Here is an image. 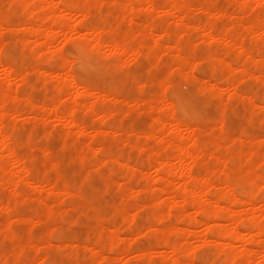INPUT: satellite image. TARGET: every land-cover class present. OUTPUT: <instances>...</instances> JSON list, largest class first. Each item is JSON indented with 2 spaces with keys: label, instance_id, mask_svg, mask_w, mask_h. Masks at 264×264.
Listing matches in <instances>:
<instances>
[{
  "label": "rangeland",
  "instance_id": "374dc122",
  "mask_svg": "<svg viewBox=\"0 0 264 264\" xmlns=\"http://www.w3.org/2000/svg\"><path fill=\"white\" fill-rule=\"evenodd\" d=\"M192 1H202L201 4H204V6H206V2H210L215 7L224 8L228 13L238 7L234 0ZM22 2L20 0H15L14 2L11 0H0V33H3V35H0V53L4 63L14 66L12 68H14L15 73H11V76L6 77L4 66H0V90H9L11 93H17L18 97L22 96L20 99L7 98L6 102L11 99V101L6 103V106L8 104L6 107L7 113L4 111L5 116L2 114V118H0L3 121V131L9 137V144L14 148H18L14 150L16 156L18 154V157H20H16L18 159L14 157L16 160L12 159L10 160L11 162L8 161L10 162L8 166L6 164L5 168L0 167V171L2 172L3 169L7 170V167V171L9 169L11 172L15 169L19 170L17 166L21 164L20 158L24 159L26 165L29 164L28 168L31 167L32 170L29 169L28 172H24L25 175L27 173V177L21 175L24 179L22 178L19 182L20 188L18 186V194L15 193L13 187L10 185V175L12 176L10 172L6 176V178L9 176L10 181L7 182L9 184L3 183L6 182L5 176L0 178L1 185L4 184L0 186V199L3 202L5 199L4 203H1L0 200L1 205L3 204V207L0 206V264H186L190 257L193 258L190 259L194 261V264H223L224 254L219 251L221 249L213 244H204V239L201 236L203 234L201 233L205 231L206 225H194L191 223L206 217V215L202 214V212L200 213V210L197 209H200L203 204H209L207 201L204 203L199 197H196L197 200L194 199L195 197L191 200L192 197H190L187 202L179 204L180 206L182 205V208L177 204L169 211L167 195L171 191L173 193L180 192L181 180L184 181L186 176L181 175V177L178 175L179 172L175 173L174 167L170 168L166 166L168 174L167 172L165 173V178L159 177L154 170V165L160 163L158 161L159 158L162 161L166 157V155L161 156L165 154L164 151L168 154L176 151L175 147L172 146L174 143H169L166 133L167 129H163V134L166 133L163 136L167 139L161 137L162 135L159 138L157 136L148 138L144 134L145 132L148 133L153 124H156L153 121L155 113H160L163 117H167V119H171L174 116L175 118L173 117V119L185 120L191 127L198 129L199 138L201 139L199 140L203 144H201L203 153L204 151L206 152L204 153L205 155L208 152L210 154L213 153V155L207 154V157H201L193 169L195 176H203V174L210 173L213 169L209 176L208 173L206 175L219 187L224 186L225 182H227V173L232 172L238 176L242 168L244 170L249 168L256 174L258 173L260 177H264V64L261 67L263 70L256 69L254 60L260 59L262 54L260 52L259 54L254 49L253 58L254 55L259 58L249 59L246 66L250 68L246 67L245 71L242 70L240 65L244 59L237 53V49L232 48L228 50L225 48L226 46H222L224 41L212 43L208 41V38L206 39V37L201 35L200 28L197 29L199 24L202 27L204 23V21H200L204 15L201 9L204 7L201 5L200 9L203 13L198 10L199 5H195L198 9L193 7L187 13L190 15L191 26L194 24L195 26L191 29L192 35L180 38L181 49L179 52L174 48L165 47L176 41L173 40L175 39L174 37L170 38L171 41L167 45L157 48L155 50L156 52L158 50L157 53L151 50L149 52L147 45H153V39L158 37V33L163 32L166 28H169L168 32H179L181 27L172 23L174 22V17L164 16L159 9L153 11V13H149L147 6L141 2V5H143L140 6V10L132 16H127V12L124 11L125 9L116 5L103 7L102 11H92L86 18V23L88 22V24L96 22L94 25L103 29L104 36L107 40H110L116 38L113 35L118 32L119 36H116L120 39L122 33L128 29H132L139 34L143 31L146 24V21H144L145 15L147 14L146 16L149 17L150 14H153V16L151 15L153 17L151 24L154 34L144 36L141 41L134 40V46H132L136 48L137 45L140 48L137 47L139 49L137 50L138 53L136 55L135 53L124 55L123 61L126 65L117 67L115 66V56L111 52H107L108 55L105 53L109 50L102 52L105 58H103L104 55L101 53L103 56H98L92 60L88 59V53L84 52L87 50L82 45L80 46L77 41V37L80 35L79 30L80 32L82 30V33L88 31V29L80 27L78 24L81 15L77 11L71 14L70 25L72 28L65 30L63 33L59 31L60 28H54L52 31V34L56 33L52 39L54 43L39 45L36 43L34 45V40L30 39L27 33V22L32 20L30 22H34V26L37 24L35 27L39 26L41 30H45L43 28L50 26L52 18L38 19L40 16L43 17L40 8L35 9L36 11L33 10L36 15L34 13L33 15L32 12L27 14V11L30 12V9L26 8ZM38 2L40 1L38 0ZM256 4L252 2V7H248L247 9L238 8L234 13L235 15L240 14L236 16L243 15V17H253L256 13H260L264 17V8ZM8 5H12V7L9 8ZM26 9L27 11H25ZM123 16L125 17L122 18ZM164 17L165 19H163ZM223 17L214 21L212 25L213 30L216 32H221L223 29L231 31L232 28L236 30V25V28L241 30V27L238 28L239 21H230L231 18L227 16ZM165 20L168 24L164 22ZM108 22L112 25L110 26ZM260 25L261 28L264 27V23ZM130 26L134 29L130 28ZM74 27L75 30L73 29ZM46 31H50V29L46 28ZM64 34L66 36L71 35L72 37L69 39L64 38ZM27 37L29 40H27ZM21 42L24 43L22 44ZM56 43L58 44L56 45ZM60 44L62 45L60 46ZM259 44V48H263L264 45L261 46ZM141 49H144V51L142 52ZM184 49L186 50L185 52ZM81 51L83 52L81 53ZM85 53H87V56H84ZM208 53L210 55L212 53L213 60H204L203 55ZM180 56H184V59L180 58ZM66 57L69 58L67 59ZM214 59L218 60H215L217 64L215 68L213 66ZM223 60L226 61L224 62ZM123 61H121L122 64ZM58 63L61 64L59 65ZM23 69L27 71L25 75L23 74ZM47 70H50V73ZM64 70L67 71L68 75ZM226 70L231 71H228V74ZM260 71H262V74H260ZM44 72L45 74L43 75L42 73ZM20 73L22 74L20 75ZM23 75L24 79L22 80L21 77ZM61 77L63 78L60 82ZM68 77L69 79L72 77L77 82V85H88L87 87L92 88L89 91L95 90V92H91L92 97H89L90 100L92 99L90 105H88L91 109L86 108V105L84 106L81 103L72 104L74 102V100L73 102L71 101L73 99L72 94H68V89L71 86L69 87V82L66 83ZM56 78L57 80L60 78L59 82ZM207 78L209 81H207ZM229 78L232 79L229 81ZM234 79L236 82H234ZM164 80H167V85ZM56 81L61 85L63 82L62 88L59 90L56 89L58 84ZM161 81H163L164 85ZM232 85L235 87V90L231 87ZM71 88L72 90L74 89V87ZM78 88L82 90L81 85ZM217 88H221V91ZM72 90V93L77 90L80 91L79 89L73 90L74 92ZM101 91L105 92L104 96ZM235 91H237V94H234ZM70 98L72 99L70 100ZM135 100H137L136 103ZM147 100L153 101L156 104L154 106L157 107L154 109L149 108V105L146 104ZM167 100H170L169 102L175 105L174 111H170L171 115L168 113L169 110H172L170 109L171 107L167 108L165 106V103H169ZM55 102L59 103L56 104ZM54 103L58 110L64 109L65 111L62 110L63 112H67V110H70L69 107H72L73 110L68 112L72 111L74 120H77V122L71 121L66 116L58 118L54 113L51 114L50 108L53 107ZM74 105L77 108H74ZM259 105L263 107L260 108ZM9 106L11 107L9 108ZM158 107L159 111L157 110ZM103 108L106 113L110 114L106 118H103V120L100 116H96L95 119V115L105 112ZM94 113L96 114L94 115ZM3 118L4 120H2ZM95 120L98 121L93 123ZM99 120L101 121L100 123ZM70 121L71 124L69 123ZM82 121H84V127L83 125L79 126V124H82ZM151 121L154 123L152 124ZM91 124L96 126L95 130H92L94 126ZM158 125L159 123L157 122L153 126H156L158 129ZM103 127H105V130L108 129L112 134L114 132L115 135H110L107 131L101 132L104 130ZM96 128L101 129V131H97ZM111 129H113V132ZM161 138H164V140ZM216 142L218 145H216ZM0 150L4 151L2 146H0ZM250 152H253V154H250ZM215 154L222 157L225 161L224 164L222 163L223 166L218 165L215 159L217 155ZM246 154H249L248 157ZM117 159L121 162L117 161ZM172 160L176 162V159L172 158ZM101 161L103 162L101 163ZM235 161L237 163H234ZM217 166L223 167L224 170L216 175L213 171ZM181 167L179 169L187 174V164L182 162ZM229 167L234 168V170L232 171V168L230 169ZM243 169L241 173L244 171ZM6 170L4 171L6 172ZM1 172L0 175L3 176L5 173ZM212 174L216 176H212ZM224 176L225 178H223ZM236 176L235 179L237 178ZM220 178L224 182H221ZM1 179H5V181ZM46 179L50 180L49 182L52 181L51 184L54 188L56 184L58 187L65 184L71 193L63 194L64 197L63 195H58L56 188L51 189L50 183V185H44V187L40 186V184H34L36 180L42 181L41 184H46L48 183L45 182ZM236 184L234 182L231 184L232 193L242 198V193L247 190V187L242 186L241 188V185ZM243 187L246 189L244 190ZM158 200H160V204L157 203ZM6 205H10L11 209L8 206L6 207ZM261 205L263 204H256V208L263 210L264 207H261ZM230 207L236 210L239 209V212L242 210V214L249 213L251 209L257 211V209H253L252 206L246 203L235 204L234 199L230 201ZM190 215L194 217H192V220ZM263 217L261 216L260 219L264 223ZM125 219L128 224L125 223ZM100 222L105 226L101 225ZM5 223H8L7 225L9 226L6 228L7 230H4L1 226ZM172 224L183 229V231L168 236L166 234V226ZM153 226L154 228H152ZM239 228L242 229V231L240 230L241 232H244L243 226L240 225ZM112 230H116L117 232L114 231L116 232L114 233ZM186 230H189L188 233H186ZM94 233H97L98 238L94 237ZM117 234L119 237H117ZM110 236L112 240H110ZM165 238L169 239L171 243H175V246L180 244L177 247L179 251L181 250V253L179 251L173 253L170 249L166 248L163 245L166 240ZM262 239H264V234L262 235ZM243 242L238 241L235 243L237 248L234 247L232 250H241L244 245L252 247L248 242ZM21 245H25L23 250H19ZM188 248L194 251H192L193 254ZM186 249L188 252H186ZM263 250L261 249L262 252ZM234 251H231V254L228 253L227 255L232 256V253H235ZM176 254L177 258L174 259ZM261 254V252L259 254H252V256L257 258L253 257L257 261L253 264H263V262L260 263L261 259H263ZM239 258L241 259V256ZM246 258L247 256L245 258L243 256V260Z\"/></svg>",
  "mask_w": 264,
  "mask_h": 264
},
{
  "label": "bare ground",
  "instance_id": "6f19581e",
  "mask_svg": "<svg viewBox=\"0 0 264 264\" xmlns=\"http://www.w3.org/2000/svg\"><path fill=\"white\" fill-rule=\"evenodd\" d=\"M10 1V0H9ZM11 1H15V0H11ZM21 2L23 1V0H20ZM40 2H38V0H25L24 2H22L25 6H26V8H28V9H30V12H28L27 11V9L25 10V11H27V14L28 13H31L32 12V14L34 13L33 12V10L34 11H36L37 9H41L42 10V13H43V17H38V19H45L46 17H51L52 18V23H50L49 25L50 26H46V28L48 29H50V31H46V28H43V29H45V30H41L40 29V27L38 28V27H35L34 26V22H30V21H32V20H30L29 22H27V24H28V27H27V33H28V36H29V38L30 39H32V40H34V42H35V44L34 45H36V43H38V45L39 44H50L51 42H53L52 41V39H53V37L55 36V34H52V31L54 30V28L55 27H58V28H60L59 29V31H62V33L65 31V30H68L69 28H72L71 27V25H70V20H71V14L73 13V12H75V11H77V12H79L80 13V15H81V17H80V19L78 20L79 22H78V24L80 25V27H85L86 29H88V31L85 33H82V30H81V32H80V30H79V33H80V35L77 37V41H78V44L81 46L82 45V47L83 48H85L87 51H84V52H87L88 53V55H89V60H92L93 58H96V57H98V56H101L103 53L102 52H104V51H106V50H109V51H106L105 53L108 55V53H112V55H114L115 56V58H116V62H115V66H122V65H124L125 63H124V61H123V56L124 55H129L130 53H135V55H136V53H138V51L137 50H139L140 48L136 45V48L135 47H133L134 46V40H142V38H144V36H146V35H150V34H154V30H153V26H152V24H151V21H153L152 19H153V14H150V16H151V18H149L148 16H146L145 15V20L144 21H146V24H145V26H144V28H143V31H141L139 34L138 33H136L134 30H132V29H126L127 31L126 32H123L122 33V36H121V38L120 39H118L117 37L119 36L118 34H119V32L117 33V34H115V35H113V36H115L116 38H113V39H106V37L104 36L105 35V33H104V30L103 29H100V27H98L97 25H94V24H88V22L86 23V18L88 17V15H90V13H92V11H102V9H103V7H110V6H116V5H119L120 7H123L125 10V12H127L126 13V15L128 16H132L133 14H135V12H138V10H140V6H142L141 5V2L142 3H144L146 6H147V11H149V13L150 12H152L153 13V11H155V10H157V9H159L160 11H162V13H163V15L164 16H166V17H174L173 18V20H174V22H172V23H175L176 24V26H180L181 28V30L178 32V31H174V33H172L171 31L170 32H168V29L166 28V30H163V32L161 31V33H158V37H156V38H154L153 39V41H154V43H153V45L152 44H149V45H147V47L149 48L148 49V51L150 52V50L153 52H156L155 50L157 49V48H160V46L162 47L163 45H167L168 43H169V41H171L170 40V38H172V37H174L175 39H173V40H176L175 42H173V43H171V44H173V45H167V46H165V47H168V48H174L177 52H179L180 51V49H181V42L179 41L180 40V38L181 37H188V36H190V35H192L191 34V29L192 28H194L193 26H195V24L194 25H192L191 26V24H190V18H189V16L190 15H188L187 13H189V9H191V8H193V7H195V5H199L198 6V8H196V9H198V10H200V12H204V15H203V18H202V20H200V21H204V23H203V25H202V27H201V25L199 24V23H197V24H199V26L197 27V24H196V27H197V29L198 28H200V33H201V35L203 36V37H206V39L208 38V41H210V42H212V43H214V42H220V41H224V45L222 44V46H226L225 48H227L228 50L229 49H232V48H235V50L237 49V53L240 55V56H242L241 58L242 59H244V60H242L241 58V60H242V63H241V65H240V67H241V69L242 70H244L245 71V69H246V67H248V66H246V63L247 62H249L248 60L249 59H254L255 57H258V56H255L254 55V58H253V51H257L258 53L260 52L262 55H261V58L260 59H254L255 60V68L257 69V68H259V70L260 69H262L263 70V68H261L262 66H263V64H264V27L263 28H261L260 26V24H262V23H264V17L263 16H261L260 15V13H256L253 17H251V16H244L243 17V15H241V16H236V15H240V14H236L235 15V13H234V11L236 10V9H238V8H240V9H247L248 7H252L253 5H255V4H253L252 5V2H255V3H257L256 5H258V6H260V7H263L264 8V0H234L235 2H236V5L238 6L235 10H233V11H231V12H227L226 10H224V8L222 9V8H219V7H215V6H213L212 5V3H210V2H206V6H204V4H201L202 3V1H192V0H39ZM44 2V3H42V2ZM205 2V1H204ZM217 3H219V2H217ZM223 4V3H222ZM203 6L204 8H201V6ZM219 6V5H218ZM24 7V6H23ZM36 7H38V8H36ZM202 9V11H201V9ZM36 9V10H35ZM204 9V10H203ZM188 11V12H187ZM243 11V10H242ZM15 12V11H14ZM38 12V11H37ZM202 12V13H203ZM78 13V14H79ZM148 13V12H147ZM35 15H36V13H34ZM33 14V15H34ZM120 14V13H119ZM38 15V14H37ZM117 15V14H116ZM2 16V15H1ZM118 16V15H117ZM192 16V15H191ZM223 16H227V17H229V18H231V20L230 21H239L238 23H240L239 24V26H238V28L239 27H241V30H239V29H237L236 27H237V25H236V27H235V29L236 30H234L233 28V30L231 29V31L230 30H228V29H223L221 32H216L215 30H213V24H214V21H217L219 18H222ZM36 17V16H35ZM125 16H123L122 18H124ZM31 18V17H30ZM201 18V17H200ZM224 18V17H223ZM163 19H165V17L163 18ZM49 20V19H48ZM7 21V20H6ZM42 21V20H41ZM103 21V20H102ZM110 21V20H109ZM115 21V20H114ZM119 21V20H118ZM121 21V20H120ZM10 22V21H9ZM14 22V21H13ZM164 22H166L167 24H168V22L165 20ZM195 22V21H194ZM228 22V21H227ZM109 23V22H108ZM111 23H112V20H111ZM201 23V22H200ZM26 24V25H27ZM40 24H42V23H40ZM110 24V23H109ZM108 24V25H109ZM202 24V23H201ZM219 24V23H218ZM237 24V23H236ZM241 24H245V25H241ZM44 25V24H43ZM112 24H110V26H111ZM157 25V24H156ZM173 25V24H172ZM220 25V24H219ZM241 25V26H240ZM159 26V25H158ZM161 26V25H160ZM175 26V25H174ZM218 26V25H217ZM245 26V27H244ZM3 27V26H2ZM225 27V26H224ZM223 27V28H224ZM242 27H244V29H242ZM25 28V27H24ZM129 28V27H128ZM130 28H133L132 26H130ZM163 28H164V26H163ZM162 28V29H163ZM218 28V27H217ZM217 28H215V29H217ZM74 30H75V27L73 28ZM107 29V28H106ZM134 29V28H133ZM177 29V28H176ZM179 29V28H178ZM74 30H72V31H74ZM171 30V29H170ZM219 30H221V28H219ZM218 31V30H217ZM58 32V31H57ZM67 32V31H66ZM115 32V31H114ZM157 32V31H156ZM160 32V31H159ZM54 33V32H53ZM70 33H72V32H70ZM109 33H111V32H109ZM59 34V33H58ZM57 34V35H58ZM76 34V33H75ZM54 35V36H53ZM62 35V34H61ZM74 35V34H73ZM76 35H78V34H76ZM116 35H118V36H116ZM121 35V34H120ZM60 36V35H59ZM64 38H67V39H69V38H71L72 36L70 35V36H66L65 34H64ZM74 37V36H73ZM28 38V37H27ZM29 38L27 39V40H29ZM56 38V37H55ZM59 39V38H58ZM60 39H61V37H60ZM146 39V38H145ZM187 39V38H186ZM41 40V41H40ZM64 40V39H63ZM201 40H203V39H201ZM23 41V40H22ZM26 41V40H25ZM60 41V40H59ZM66 41V40H65ZM182 41V40H181ZM27 42V41H26ZM62 42V41H61ZM209 42V43H210ZM22 44L24 43V42H21ZM54 43V42H53ZM138 43H139V41H138ZM140 43H142V42H140ZM208 43V42H207ZM221 43V42H220ZM261 44V46H263V48L261 47V49L259 48V46H258V44ZM58 43H56V45H57ZM137 44V43H136ZM219 44V43H218ZM259 44V45H260ZM1 45V44H0ZM37 45V46H38ZM52 45V44H51ZM62 44H60V46H61ZM133 45V46H132ZM22 46V45H21ZM50 46V45H49ZM53 46V45H52ZM55 46V45H54ZM193 46V45H192ZM36 47V46H35ZM137 47L139 48V49H137ZM183 47V46H182ZM26 48V47H25ZM141 48H143V47H141ZM224 48V49H225ZM50 49V48H49ZM53 49H54V47H53ZM52 49V50H53ZM56 49V48H55ZM145 49V48H144ZM144 49H141L142 50V52L144 51ZM255 49V50H254ZM48 50V49H47ZM51 50V51H52ZM57 50V49H56ZM140 50V51H141ZM234 50V51H235ZM261 50H263V51H261ZM50 51V50H49ZM83 51H81V53L83 52ZM182 51V50H181ZM186 50L184 49V52H185ZM225 51V50H224ZM227 51V50H226ZM53 52H54V50H53ZM108 52V53H107ZM157 52H158V50H157ZM156 52V53H157ZM231 52V51H230ZM49 53V52H48ZM87 53H85L84 54V56L87 54ZM102 53V54H101ZM259 53V54H260ZM81 55V54H80ZM104 55V54H103ZM102 55V56H103ZM138 55V54H137ZM143 55V54H142ZM179 55H181L180 53H179ZM62 56V55H61ZM87 56V55H86ZM192 56V55H191ZM195 56V55H194ZM198 56V55H197ZM215 56H216V54H215ZM46 57V56H45ZM137 57V56H136ZM184 57V56H183ZM183 57H181L180 56V58H183ZM218 57V56H217ZM67 58V57H66ZM69 58V57H68ZM67 58V59H68ZM103 58H105V55L103 56ZM197 58V57H196ZM203 58H204V60H213V57H212V53H211V55L208 53V54H205V55H203ZM214 58H216V57H214ZM231 58V57H230ZM259 58V57H258ZM86 59H87V57H86ZM135 59V58H134ZM184 59V58H183ZM200 59V58H199ZM218 59V58H217ZM217 59H214V62H213V66H214V68L215 67H217V64L215 63L216 61L215 60H217ZM222 59H224V58H222ZM226 59V58H225ZM64 60V59H63ZM62 60V61H63ZM82 60V59H81ZM185 60H186V58H185ZM189 60V59H188ZM228 60V59H227ZM236 60V59H235ZM60 62H61V60H59ZM58 61V62H59ZM72 61V60H71ZM71 61H70V63H71ZM111 61V60H110ZM121 61H123V64H122V62ZM184 61V60H183ZM192 61H194V60H192ZM218 61V60H217ZM224 62L226 61V60H223ZM240 61V60H239ZM17 62V61H16ZM32 62H34V61H32ZM64 62H66V61H64ZM112 62V61H111ZM191 62V61H190ZM198 62V61H197ZM228 62V61H227ZM62 63V62H61ZM60 63V64H61ZM107 63V62H106ZM191 63H193V62H191ZM229 63V62H228ZM227 63V64H228ZM59 64V63H58ZM59 64V65H60ZM222 64V63H221ZM238 64V63H237ZM32 65V64H31ZM58 65V66H59ZM70 64H69V62H68V66H69ZM126 65V64H125ZM229 65V64H228ZM248 65V64H247ZM0 66H4V69H5V75H6V77H9V76H11L10 74L11 73H14V68H12V66L10 65V64H8V63H4V61H3V59H2V57H1V53H0ZM66 66H67V64H66ZM65 65H64V67H66ZM113 66H114V64H113ZM218 66H220V65H218ZM223 66V65H222ZM14 67V66H13ZM38 67V66H37ZM233 67V66H232ZM239 67V66H238ZM69 68V67H68ZM67 68V69H68ZM110 68V67H109ZM222 68V67H221ZM248 68H250V67H248ZM62 69H64V68H62ZM66 69V70H67ZM230 69V68H229ZM17 70V69H16ZM15 70V72H17ZM24 70V69H23ZM40 70H42V69H40ZM39 70V71H40ZM52 70V69H51ZM232 70V69H231ZM231 70H226V72L228 73V71H231ZM233 70H235V68H233ZM38 71V72H39ZM48 71V70H47ZM61 71V70H60ZM59 71V72H60ZM69 71V70H68ZM22 72V71H21ZM25 72H27V71H25L24 70V72H23V74L25 75ZM42 72V71H41ZM49 73H50V70L48 71ZM61 72H63V71H61ZM64 72H66V74L68 75V73H67V71H65L64 70ZM249 72V71H248ZM253 72V71H252ZM261 72V73H260ZM259 73L260 74H262V71H260ZM37 73V72H36ZM168 73V72H167ZM15 74V73H14ZM22 73H20V75H21ZM43 75L45 74V72L44 73H42ZM42 74H40V75H42ZM48 74V73H47ZM47 74L45 75V78H46V76H47ZM71 74V73H70ZM224 74V73H223ZM229 74V73H228ZM263 74H264V72H263ZM24 75L21 77L22 78V80L24 79ZM66 75V76H67ZM115 75V74H114ZM242 75V74H241ZM15 76V75H14ZM49 76V75H48ZM228 76V75H227ZM251 76V75H250ZM13 77V76H12ZM51 77H52V73H51ZM223 77V76H222ZM62 78L63 77H61V80H60V82L62 81ZM71 79H69V77H68V79H67V82L66 83H68V85H69V87L71 86V87H74V89L73 90H76V89H79L80 90V88H78L80 85H81V89L83 90H80V91H73L72 90V88L70 87L69 89H68V94H72V98H70V100L73 102V100H74V102L72 103V104H74V103H81V104H83L84 106L86 105V108L88 107V105H90V101L92 100H90L89 99V97L91 96L92 97V93L91 92H95V90L94 91H89V90H92V88H90V87H87V86H85V85H82V84H80V85H77V82H75V80L74 79H72V77H70ZM244 78V77H243ZM44 79V78H43ZM60 78H58V80H59ZM140 79V78H139ZM208 79V78H207ZM232 79V78H231ZM230 78H229V81L231 80ZM7 80H8V78H7ZM56 80H57V78H56ZM57 80V81H58ZM64 80H65V75H64ZM237 80V79H236ZM264 80V79H263ZM25 81V80H24ZM23 81V82H24ZM45 81V80H44ZM56 81V82H57ZM167 80H164V82H165V84L167 83L166 82ZM207 81H209V79L207 80ZM233 81V80H232ZM59 82V81H58ZM57 82V83H58ZM162 82V84H163V81H161ZM228 82V81H227ZM234 82H236L235 81V79H234ZM237 82H238V80H237ZM6 83H8V82H6ZM56 83V84H57ZM66 83H64L65 85H66ZM216 83V82H215ZM230 83V82H229ZM55 84V85H56ZM234 84V83H233ZM236 84V83H235ZM62 85H63V82H62ZM62 85L61 84H57V90H59V89H61L62 88ZM68 85H66V86H68ZM99 85V84H98ZM164 85V84H163ZM167 85V84H166ZM228 86H229V84H227ZM215 86H216V84H215ZM238 86V85H237ZM4 87V86H3ZM22 87V86H21ZM92 87V86H91ZM166 87V86H165ZM165 87H163V88H165ZM218 87V86H217ZM234 90H235V87L232 85L231 86ZM239 87V86H238ZM10 88V87H9ZM15 88V87H14ZM76 88V89H75ZM106 88V87H105ZM219 88V87H218ZM217 88V89H218ZM230 88V87H229ZM231 88V89H232ZM65 89V88H64ZM15 90V89H14ZM27 90V89H26ZM71 90L74 92V93H72L71 92ZM219 91H221V88L220 89H218ZM233 90V91H234ZM100 91V90H99ZM62 93H64V92H62ZM61 93V94H62ZM98 93V92H97ZM101 93H103V96H104V94H105V92H102L101 91ZM17 94V93H16ZM14 92H12L11 93V91L9 92V90H0V118H2L1 116H2V114H4L3 112L5 111V113H7V111H6V107L8 106V104H7V106H6V103H8L9 101H11V99H9V101L7 100V102H6V99L7 98H9V97H11L12 99H14V98H19L20 99V97H22V96H20V97H18L17 95H16ZM67 94V95H68ZM94 94V93H93ZM107 94V93H106ZM234 94H237V91H235V93ZM243 94V93H242ZM63 95V94H62ZM66 96V95H65ZM71 96V95H70ZM108 96V95H107ZM110 96V95H109ZM257 96V95H256ZM68 97H69V95H68ZM90 97V98H91ZM105 97H106V95H105ZM151 97V96H150ZM28 98V97H27ZM67 98V97H66ZM107 98V97H106ZM106 98H103V99H106ZM120 98V97H119ZM156 98V97H155ZM163 98H165V97H163ZM257 98V97H256ZM260 98V97H259ZM64 99V98H63ZM100 99H101V96H100ZM108 99V98H107ZM151 99V98H150ZM62 100V99H61ZM144 100V99H143ZM157 100V99H156ZM161 100V99H160ZM165 100H166V98H165ZM179 100V99H178ZM262 100V99H261ZM13 101V100H12ZM15 101V100H14ZM95 101V100H94ZM133 101V100H132ZM136 101L137 100H135V103H136ZM148 101V100H147ZM168 102L170 101V100H167ZM167 101H165V102H167ZM263 101V100H262ZM101 102H102V100H101ZM104 102V101H103ZM125 102V101H124ZM130 102V101H129ZM56 103V102H55ZM55 103H54V105H53V107H49L50 108V110H51V114H53L54 113V115L56 116H58V118H60V117H62V118H64L65 116L67 117V118H69L71 121H75L74 120V117H73V113H72V111L71 112H68V111H70V110H73V108L72 107H69L70 108V110H67V112H63L62 110H64V109H62V110H58L57 109V107L55 106ZM59 103V102H58ZM58 103H56V104H58ZM92 103V102H91ZM93 103H95V102H93ZM140 103V102H139ZM157 103V102H156ZM10 104V103H9ZM53 104V103H52ZM96 104V103H95ZM128 104V103H127ZM146 104L147 105H149V108H156L154 105H156V104H154V102L153 101H151V100H149L148 102H146ZM166 105V107L167 108H169V107H171L170 109H172V110H169V114H170V111L172 112V111H174L173 110V108L175 107V105H174V103H172V102H169L168 104L167 103H165ZM32 105V104H31ZM82 105V106H83ZM92 105V104H91ZM35 106V105H34ZM73 106V105H72ZM96 106V105H95ZM136 106V105H135ZM260 106V108H262L261 107V105H259ZM11 106H9V108H10ZM33 107V106H32ZM76 106L74 105V108H75ZM224 107V106H223ZM59 108V107H58ZM72 108V109H71ZM77 108V107H76ZM80 108H81V106H80ZM83 108H85V107H83ZM85 108V109H86ZM88 108H90V106L88 107ZM96 108H98V107H96ZM257 108L258 109H260L258 106H257ZM23 109V108H22ZM91 109V108H90ZM100 109V108H99ZM102 109V108H101ZM263 109H264V107H263ZM33 110V109H32ZM49 110V109H48ZM75 110V109H74ZM84 110V109H83ZM93 110V109H92ZM103 110H104V108H103ZM102 110V111H103ZM118 110V109H117ZM158 111H159V107H158V109H157ZM156 110V111H157ZM62 111V112H61ZM65 111V110H64ZM86 111V110H85ZM94 111V110H93ZM105 111V110H104ZM109 111H111V110H109ZM92 112V111H91ZM111 112H113V111H111ZM117 112V111H116ZM163 112V111H162ZM165 112H167V111H165ZM164 112V113H165ZM10 113V112H9ZM14 113V112H13ZM19 113V112H18ZM75 113V112H74ZM108 113V112H107ZM106 113V111L105 112H103V113H99V115H95L96 113H94V115H95V119H96V116L97 117H99L100 116V118L103 120V118H106V116L107 115H109L110 113H108L107 114ZM138 113V112H137ZM77 114V113H76ZM90 115H91V113H89ZM156 114V113H155ZM155 114L153 115L154 117H153V121L154 122H156V124H157V122L159 123V125H158V129L156 128V126H153V125H156V124H153L154 122H152V127H150V130L148 131V133H146L145 132V134H144V136H148V138L149 137H158L159 138V136L160 135H162L161 137H164L163 135H165L166 133H167V135H168V139H169V143L170 144H173L174 143V145H172V146H174L175 147V149H176V151L174 152V153H172V154H168L166 151H164L165 152V154H163V155H161L162 157L164 156V155H166V157L164 158V159H162V161H160V158H159V164H157V163H155V164H157V165H154L155 167V172H157V174H158V176L160 177H162V178H165V173L168 171H166V166L167 167H174V169L176 170H174V172L176 173H178L179 172V174L178 175H185L186 176V178H184V181H182L181 180V183H180V192H178V193H173L172 191L171 192H167L168 193V195H167V198H168V207H169V211L173 208V207H175L174 205H179V204H183V203H185V202H187V200L190 198V197H192L191 198V200H193V198L195 199V200H197V198L199 197L200 198V200L202 201V202H204L205 203V201H207L209 204H203L202 205V207H200V209H197V210H200L199 212L201 213L202 212V214H204V215H206V217H204V215H203V217L204 218H201L202 220H198V221H195V222H191L192 224H194V225H206V228H205V231L203 232V233H201V234H203V235H201L202 237H203V241H204V244H206V245H215L217 248H220L221 250H219L220 252H223L222 254H224V257H223V264H253L254 262H257V261H255V259H257L256 257H254V256H252V254L253 253H255V254H259V252H261L262 254V257H263V259H261V262L260 263H262L263 262V264H264V250H263V252L261 251V249H264V239H262V235L264 234V223L261 221V216H264V208H263V210H258L256 207V204H258V203H262L263 205H261V207H264V177H260L259 176V174H258V176H256L257 174L255 173V172H253V171H251V169H249V168H247V169H243L244 171L241 173V170L239 171V175L238 176H236V175H234L232 172H230V173H227V179H226V181L227 182H225V185L223 186L222 185V187H219V186H217L216 184H214L213 182H212V180H211V178L210 177H208L209 176V174H211V171L213 170H209L210 171V173H208V176L206 175L207 173H206V171H205V173L206 174H203V176H201V175H198V176H195L194 174H193V169H194V167L196 166V164L198 163V161H200V159H201V157L202 156H208L207 154H210V152H208L206 155L204 154V153H206L205 151H204V153H203V151H202V146H201V144H202V142L200 143V138H199V130L198 129H196V128H193V127H191L185 120H182V119H173V117L170 119H167V117H163L160 113H158V114H156V116H155ZM166 114V113H165ZM173 114V113H172ZM166 115H168V114H166ZM171 115V114H170ZM4 116H5V114H4ZM3 116V117H4ZM15 116V115H14ZM36 116V115H35ZM53 116V115H52ZM76 116V115H75ZM169 116V115H168ZM80 117V116H79ZM94 117V116H93ZM263 117V116H262ZM5 118V117H4ZM4 118L2 119V120H4ZM15 118H17V117H15ZM57 118V119H58ZM66 118V119H67ZM78 118V117H77ZM99 118V119H100ZM118 118V117H117ZM175 118V117H174ZM264 118V117H263ZM81 119V118H80ZM80 119H78V120H80ZM107 119H108V117H107ZM60 120V119H59ZM105 120V119H104ZM67 121V120H66ZM71 121L69 122L70 124H71ZM85 121V120H84ZM84 121H82V124H79V126L80 125H83L84 124ZM96 121H98V120H95V122L93 121V123H96ZM109 121V120H108ZM2 122L3 121H1V119H0V146H2L3 147V149H4V153L2 152V150H0L1 151V155H0V167L2 168H5L6 166H8V164L11 162L10 160H12V159H14V157L16 158V157H18V154H17V156H16V152H15V148L12 146V145H10L9 144V137H8V135H6L7 133L6 132H4L3 131V128H2ZM63 122V121H62ZM75 122H77V120L75 121ZM75 122H73V123H75ZM101 121L99 120V123H100ZM65 123H68V122H65ZM72 123V124H73ZM86 123V122H85ZM89 123V122H88ZM90 124V123H89ZM78 125V124H77ZM86 125H87V123H86ZM92 125V124H91ZM95 125H97V124H95ZM88 126V125H87ZM92 126H94V125H92ZM91 126V127H92ZM83 127H84V125H83ZM82 127V128H83ZM95 127L96 126H94V127H92V128H94V129H92V130H95ZM98 127V126H97ZM101 128V127H100ZM105 127H103V129H104ZM86 129V128H85ZM97 129V131L98 130H100L101 131V129H98V128H96ZM163 129L165 130V129H167V131H166V133L165 134H163ZM110 130V129H109ZM113 129H111V131H112ZM85 131V130H84ZM83 131V132H84ZM99 131V132H100ZM103 131H107V132H109L108 134H112L110 131H108V129H104V130H102L101 132H103ZM143 131V130H142ZM147 131V130H146ZM95 132V131H94ZM113 132V131H112ZM91 133V132H90ZM135 133V132H134ZM113 134H114V132H113ZM112 134V135H113ZM137 134V133H136ZM98 135V134H97ZM115 135V134H114ZM123 136V135H122ZM142 136V135H141ZM112 137V136H111ZM134 137V136H133ZM107 138V137H106ZM164 138H166V137H164ZM164 138L162 139V140H164ZM167 139V138H166ZM200 139V140H199ZM66 141V140H65ZM126 141V140H125ZM256 141V140H255ZM11 143V142H10ZM65 143V142H64ZM68 143V142H67ZM123 143V142H122ZM131 144V143H130ZM134 144H135V142H134ZM138 145H140L139 143H137ZM137 144H136V146H137ZM208 144V143H207ZM203 145V144H202ZM216 145H218V143L216 142ZM219 145H221L220 143H219ZM141 146H143V145H141ZM140 146V147H141ZM139 147V146H138ZM144 147V146H143ZM164 147V146H163ZM221 147V146H220ZM101 148V147H100ZM150 148V147H149ZM169 148V147H168ZM245 148V147H244ZM16 149H18V148H16ZM91 149V148H90ZM141 149V148H140ZM145 149V148H144ZM148 150V149H147ZM219 150V149H218ZM141 151V150H140ZM208 151V150H207ZM242 151H243V148H242ZM260 152H262L261 150H259ZM19 153V152H18ZM44 153H46V152H44ZM243 153H244V151H243ZM29 154V153H28ZM241 154V153H240ZM250 154H253V152H250ZM262 154V153H261ZM33 155V154H32ZM54 155V154H53ZM86 155V154H85ZM210 155H213V153H211ZM209 155V156H210ZM215 155H217V154H215ZM242 155V154H241ZM240 155V156H241ZM247 155V157H248V155L249 154H246ZM29 156V155H28ZM80 156H82V155H80ZM243 156V155H242ZM20 157V156H19ZM18 157V158H19ZM245 157V156H244ZM18 158H16V159H18ZM26 158V157H25ZM77 158V157H76ZM76 158H74V159H76ZM82 158V157H81ZM172 158H174V160L176 159V162H173V160H172ZM234 158V157H233ZM246 158V157H245ZM16 159H14V160H16ZM215 159H216V161H217V163H218V165H222V163L224 164V160L222 159V157H220V156H215ZM13 160V161H14ZM20 160V162H21V164H20V162H19V166H17V167H19V168H17V169H19V170H12V169H14V168H12L11 170H12V172L10 171V169H9V171H7L8 170V167H7V170L6 169H3V173H5V174H3V176L2 175H0V178L1 177H4L5 179H6V182H3V183H7V182H9L10 180H11V187H13V190L15 191V193H19L18 192V186H19V182L22 180V176L21 175H25V173L24 172H28L29 171V169L30 170H32L31 169V167L30 168H28V166H29V164H27L26 165V161H24V159H22V158H20L19 159ZM18 160V161H19ZM102 160V159H101ZM111 160V159H110ZM235 160V159H234ZM234 160H231V161H234ZM8 161H10V162H8ZM103 161H105V160H103ZM103 161H101V163L103 162ZM115 161H116V159H115ZM117 161H120V160H118L117 159ZM127 161V160H126ZM15 162V161H14ZM121 162V161H120ZM128 162V161H127ZM126 162V163H127ZM182 162H184V164H187V166H188V173L186 174V173H184V171H181L180 169H179V167H181V163ZM202 162V161H201ZM16 163H18L17 161H16ZM86 163V162H85ZM234 163H237L236 161L234 162ZM7 164V165H6ZM6 165V166H5ZM17 165V164H16ZM99 165V164H98ZM97 165V166H98ZM129 165V164H128ZM183 165V164H182ZM5 166V167H4ZM223 166V165H222ZM226 166V165H225ZM10 167V166H9ZM35 167V166H34ZM38 167V166H37ZM47 167V166H46ZM116 167V166H115ZM133 167V166H132ZM152 167V166H151ZM250 167V166H249ZM60 168V167H59ZM182 168V167H181ZM230 169L232 168V167H229ZM245 168V167H244ZM47 169V168H46ZM168 169V168H167ZM177 169H178V171H177ZM209 169V168H208ZM253 169V168H252ZM4 170H6V172L4 171ZM42 170V169H41ZM137 170V169H136ZM172 170V169H171ZM171 170H169V171H171ZM222 170H224L223 169V167H221V166H217V168L213 171V173H216V175H217V173L219 174V173H221V171ZM234 170V168H232V171ZM195 171V170H194ZM1 172V171H0ZM1 172V173H2ZM8 172H10L11 174H12V176L10 175V180H9V176H8V178H6V176L8 175ZM41 172V171H40ZM49 172V171H48ZM173 172V173H174ZM197 172V171H196ZM223 172V171H222ZM235 172H237L236 170H235ZM23 173V174H22ZM31 173V172H30ZM172 173V172H171ZM224 173H226V172H224ZM223 173V174H224ZM255 173V174H254ZM35 174V173H34ZM37 174H39V173H37ZM167 174H168V172H167ZM170 175H172V174H170ZM216 175H213L212 174V176H216ZM233 175H234V178H233ZM262 175V174H261ZM26 177H27V173H26V175H25ZM32 176V175H31ZM185 176H183V177H185ZM200 176V177H199ZM211 176V177H212ZM221 176H223V175H221ZM220 176V177H221ZM235 176L237 177L236 179H235ZM263 176V175H262ZM182 177V176H181ZM39 178V177H38ZM37 178V179H38ZM195 178V179H194ZM217 178V177H216ZM223 178H225V176L223 177ZM233 178V179H232ZM5 179H1L2 181H5ZM7 179H8V181H7ZM24 179V178H23ZM27 179V178H26ZM36 179V178H35ZM34 179V180H35ZM40 179V178H39ZM53 179V178H52ZM69 179V178H68ZM183 179V178H182ZM194 179V180H193ZM221 179V178H220ZM235 179V180H234ZM33 180V179H32ZM41 180V179H40ZM54 180V179H53ZM58 180V179H57ZM56 180V181H57ZM218 180V179H217ZM222 180V181H221ZM220 181L221 182H224V180L223 179H221ZM234 180V181H233ZM50 180H48V179H46L45 180V182H48V183H44V184H41V182L39 181V180H36L35 181V183L34 184H37V185H39L40 184V186H43L44 187V185L45 186H47L49 183L51 184V182H49ZM55 181V180H54ZM231 181H233L236 185H238L239 184V186L241 185V188H242V186H246L247 187V190L246 191H244L243 192V189H242V198H240L239 196H235L232 192V186H231V184L233 183H231ZM23 182H24V180H23ZM34 182V181H33ZM44 182V181H43ZM59 182V181H58ZM2 183V184H3ZM70 183V182H69ZM7 184H9V183H7ZM24 184V183H23ZM49 184V185H50ZM219 184H224V183H219ZM4 185V184H3ZM3 185H1V181H0V186H3ZM234 185V184H233ZM179 186V185H178ZM9 188V187H8ZM19 188H20V186H19ZM55 188H56V190H58V195H63V194H69V193H71V192H69L68 190V188H67V186L64 184L63 186H61V187H58V185L56 184V186H55ZM54 188V186H52V184H51V189H55ZM122 188V187H121ZM126 188V187H125ZM150 188V187H149ZM244 188V187H243ZM11 189V188H10ZM246 188H244V190H245ZM23 190V189H22ZM25 190V189H24ZM56 190H54V191H56ZM124 190V189H123ZM12 191V190H11ZM13 191V192H14ZM135 191V190H134ZM163 191V190H162ZM27 192V191H26ZM14 193V194H15ZM56 193V194H57ZM85 194V193H84ZM166 194V193H165ZM64 196V195H63ZM62 196V197H63ZM67 196V195H66ZM84 196H86V195H84ZM127 196V195H126ZM234 196H235V198H234ZM29 197V196H28ZM27 197V198H28ZM61 197V196H60ZM65 197V196H64ZM197 197V198H196ZM237 197V198H236ZM238 197H239V199H238ZM166 199V198H165ZM234 199V203L235 204H237V203H239V204H241V203H246V204H249L250 206H252L253 207V209H257V211H258V213H257V211H255V210H252L251 208V211L249 212V213H243L242 214V210H241V212H239V209H234L233 207L231 208L230 207V201H232ZM1 200V199H0ZM167 200V199H166ZM199 200V199H198ZM4 202H5V199H4ZM2 200H1V203H4ZM7 202V201H6ZM160 202V200H158V202L157 203H159ZM201 202V203H202ZM1 203H0V206H2L1 205ZM93 203V202H92ZM145 203V202H144ZM9 204V203H8ZM160 204V203H159ZM234 205V204H233ZM4 206H5V204H4ZM8 205H6V207H7ZM10 206V205H9ZM8 206V207H9ZM180 206V205H179ZM182 206V205H181ZM180 206V207H181ZM258 206H260V205H258ZM3 207V206H2ZM10 208V207H9ZM182 208V207H181ZM3 209V208H2ZM8 209V208H7ZM11 209V208H10ZM196 209V208H195ZM83 210V209H82ZM110 210V209H109ZM236 210V211H235ZM8 211V210H7ZM168 211V212H169ZM196 211V210H195ZM126 212V211H125ZM135 212V211H134ZM261 212V213H260ZM88 214H89V212H87ZM111 213V212H110ZM195 213V212H194ZM41 214V213H40ZM125 214V213H124ZM148 214V213H147ZM159 214V213H158ZM184 214V213H183ZM133 215V214H132ZM193 215V214H192ZM192 215H190L191 216V220L194 218ZM22 216V215H21ZM20 216V217H21ZM129 216V215H128ZM161 216V215H160ZM18 217V216H17ZM19 217V218H20ZM25 217H27V216H25ZM134 217V216H133ZM153 217H154V215H153ZM162 217V216H161ZM193 217V218H192ZM132 218V217H131ZM165 218V217H164ZM188 218V217H187ZM211 218H213V219H211ZM264 218V217H263ZM167 219V218H166ZM19 220V219H18ZM21 220H23L22 218H21ZM32 220V219H31ZM197 220V219H196ZM210 220H214V222H212V221H210ZM30 221V220H29ZM121 221V220H120ZM138 221V220H137ZM263 221H264V219H263ZM28 222V221H27ZM122 222V221H121ZM157 222V221H156ZM212 222V223H211ZM3 223V222H2ZM9 223V222H8ZM7 223V224H8ZM101 223V222H100ZM116 223V222H115ZM118 223V222H117ZM125 223H126V219H125ZM187 223V222H186ZM188 223H190V222H188ZM190 223V224H191ZM6 223L4 224V225H1L2 226V228H4V230L6 229V228H8L9 226L7 225ZM126 224H128V223H126ZM101 225H104V224H102L101 223ZM114 225V224H113ZM240 225L241 226H243L244 227V232H241L242 231V229H240L239 227H240ZM105 226V225H104ZM143 226H145V225H143ZM130 227H132L131 225H130ZM191 227H193V226H191ZM13 228V227H12ZM152 228H154V226L152 227ZM204 228V227H203ZM1 229V228H0ZM115 229V228H114ZM159 229V228H158ZM162 229H164V228H162ZM166 229H167V231H166V234H168V236H170V235H172V234H175V233H181V231H183V229H180V228H178V226H175V225H168V226H166ZM165 229V230H166ZM7 230V229H6ZM9 230H11V229H9ZM154 230V229H153ZM241 230V231H240ZM113 231V230H112ZM114 231H116V230H114ZM113 231V232H114ZM164 231V230H163ZM188 231L189 230H186V233H188ZM112 232V233H113ZM117 232V231H116ZM116 232H114V233H116ZM156 232V231H155ZM113 233V234H114ZM141 233V232H140ZM111 234V233H110ZM113 234H111V236H113ZM142 234V233H141ZM160 234V233H159ZM118 235V234H117ZM161 235V234H160ZM10 236V235H9ZM110 236V240H112V237ZM163 236V235H162ZM248 236V237H247ZM94 237H97V233H94ZM117 237H119V235L117 236ZM172 237V236H171ZM98 238V237H97ZM119 239V238H118ZM166 240L164 241V243H163V245L166 247V248H168V249H170L171 250V252H173V253H177V251H179V249H178V247L177 246H180V244L179 245H177V246H175V243H171L170 242V240L169 239H167V238H165ZM90 240H92V239H90ZM119 240H121V239H119ZM238 241H244V242H248L250 245H252V247H247L246 245H244L242 248H241V250H236V251H234V250H232L234 247L235 248H237L236 246L237 245H235V243H237ZM112 242V241H111ZM243 242V243H244ZM27 244H28V242H26ZM178 244V243H177ZM109 245V244H108ZM117 245V244H116ZM239 245V244H238ZM17 246V245H16ZM22 246V245H21ZM20 246V248H19V250H23L25 247V245H23L22 247ZM188 246V245H187ZM219 246V247H218ZM17 247H19V246H17ZM24 247V248H23ZM112 247V246H111ZM125 247V246H124ZM124 247H123V249H124ZM136 247V246H135ZM184 247H185V245H184ZM254 247H256V248H254ZM16 248V247H15ZM27 248V247H26ZM142 248V247H141ZM181 248V247H180ZM239 248V247H238ZM133 249V248H132ZM183 250H184V248H182ZM189 249V248H188ZM114 250H115V248H114ZM126 250V249H125ZM143 250V249H142ZM166 250V249H165ZM182 250V251H183ZM187 250V249H186ZM118 251V250H117ZM140 251H141V249H140ZM185 251V250H184ZM189 251H193V250H190L189 249ZM231 251L233 252H235V253H232L233 255L231 256H228L227 254L229 253V254H231ZM238 251V252H237ZM180 253H181V250L179 251ZM186 252H188V250L186 251ZM194 252V251H193ZM193 252H192V254H193ZM141 253V252H140ZM148 253V252H147ZM172 253V254H173ZM185 254V253H184ZM247 256V258L246 259H244L243 260V256H244V258ZM190 256H193V255H190ZM241 256V259L239 258ZM52 257V256H51ZM188 257V256H187ZM255 259H254V258ZM258 257V256H257ZM261 257V256H260ZM177 258V254H176V257L174 258V259H176ZM190 258H192V257H190ZM189 258V259H190ZM230 258V259H229ZM29 259V258H28ZM174 259H172V260H174ZM188 259V261L186 262V264H194V261L192 260V259H190L189 260ZM171 260V259H170ZM254 260V261H253ZM260 260V259H259ZM51 263V262H50ZM53 263V262H52ZM196 264V263H195Z\"/></svg>",
  "mask_w": 264,
  "mask_h": 264
},
{
  "label": "snow or ice",
  "instance_id": "6c2138e0",
  "mask_svg": "<svg viewBox=\"0 0 264 264\" xmlns=\"http://www.w3.org/2000/svg\"><path fill=\"white\" fill-rule=\"evenodd\" d=\"M8 7H9V8H11V7H12V5H8ZM0 35H3V33H0Z\"/></svg>",
  "mask_w": 264,
  "mask_h": 264
}]
</instances>
